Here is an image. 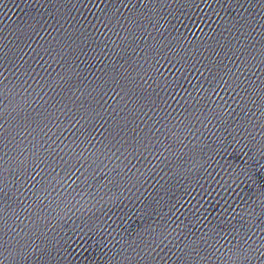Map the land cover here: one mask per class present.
I'll list each match as a JSON object with an SVG mask.
<instances>
[{"label": "water", "instance_id": "water-1", "mask_svg": "<svg viewBox=\"0 0 264 264\" xmlns=\"http://www.w3.org/2000/svg\"><path fill=\"white\" fill-rule=\"evenodd\" d=\"M0 236L264 264V0H0Z\"/></svg>", "mask_w": 264, "mask_h": 264}]
</instances>
